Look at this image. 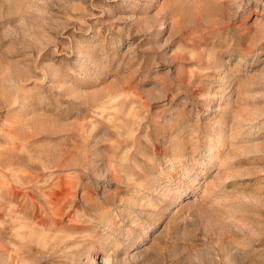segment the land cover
<instances>
[{
  "label": "rangeland",
  "instance_id": "1",
  "mask_svg": "<svg viewBox=\"0 0 264 264\" xmlns=\"http://www.w3.org/2000/svg\"><path fill=\"white\" fill-rule=\"evenodd\" d=\"M0 264H264V0H0Z\"/></svg>",
  "mask_w": 264,
  "mask_h": 264
}]
</instances>
